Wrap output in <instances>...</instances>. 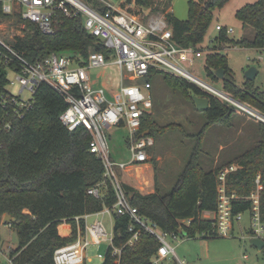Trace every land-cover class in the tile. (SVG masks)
<instances>
[{"label": "trees", "instance_id": "1", "mask_svg": "<svg viewBox=\"0 0 264 264\" xmlns=\"http://www.w3.org/2000/svg\"><path fill=\"white\" fill-rule=\"evenodd\" d=\"M85 1L101 13L107 11L97 0ZM126 1L131 3V0ZM228 2L190 0L188 17L184 21L173 17L171 0H135L134 4L149 10V15H164L177 45L196 48L204 42L212 25L213 12ZM235 18L244 29H253L252 37H241L235 41L229 39L226 30L219 31L213 40L215 47L205 57L206 75L212 81L221 82V93L264 117V92L255 88L251 81L239 87L229 69L228 59L218 52L231 44L244 49H264V0L242 7L235 13ZM54 28L55 34L46 36L34 25L26 23L25 35L17 40L16 49L23 52L31 63L56 52L78 53L84 59L91 52L108 57L109 52L85 31L80 18L67 20L58 15ZM218 70L223 71L222 80L216 76ZM7 74V67L0 65V99L6 93ZM154 77L148 80L159 79L173 93L181 94L193 111L192 96L208 99L209 107L199 114L204 123L193 134L176 123L160 124L152 112L141 119L139 135L148 132L155 141L158 136L178 133L192 140L193 148L168 190L164 191L157 180L154 181V192L145 196L132 187L124 186L132 205L142 217L165 233L182 232L191 239L202 233L211 234V222L204 220L201 214L216 209L218 172L236 164L238 168L225 179L227 195L233 194L238 198L232 203V212H247L251 203L246 198L258 186L264 223V124L255 123L256 139L250 149L236 154L232 160L221 162L215 169L207 170L200 158L204 139L213 127L233 128V114L237 110L184 79L166 73H157ZM34 99L33 107L23 119H15L10 108H0V120L6 117L12 121V127L0 133V227L4 217L10 216L12 221L6 226L16 232L18 239L17 247L9 249L7 254L12 264H54V251L74 242L78 231H83L82 218L94 215L104 207L111 208L115 202L110 186L102 191L100 198L88 194L102 182L104 168L100 160L90 153L89 132L82 127L69 132L61 124L60 114L67 107L63 98L42 84ZM156 99L153 95V106ZM113 219L114 245L121 249L119 264H151L158 248L155 237L140 229L138 241L132 247H124L131 237L129 220L118 216H113ZM184 220H191L190 225L182 226ZM102 264H113V260L108 256Z\"/></svg>", "mask_w": 264, "mask_h": 264}, {"label": "built area", "instance_id": "2", "mask_svg": "<svg viewBox=\"0 0 264 264\" xmlns=\"http://www.w3.org/2000/svg\"><path fill=\"white\" fill-rule=\"evenodd\" d=\"M97 1L106 7L105 13L92 8L83 0H0V65L6 66L8 73L13 75V80L8 81V85L19 89L17 95L6 89L0 99V108H10L15 119H23L25 113L33 107L34 95L39 86H49L67 105L60 114L61 124L69 132L79 127L89 132L90 153L100 160L104 168L102 182L88 194L93 198H100L102 191L110 186L114 195L115 202L111 208L104 207L100 212L82 218L83 231H78L74 242L54 251V264L90 263L88 251H97L102 245H106L107 249L103 254L97 253L96 258L103 263L110 256L113 264H119L121 249L114 245L113 216L129 220L128 232L131 237L124 247H132L138 241L139 230L142 229L154 236L158 243L151 264H185L178 259L169 241L177 240L183 235L182 232L165 233L142 217L129 200L119 174L147 164L150 149L154 145L151 136L139 135L141 119L146 114H152L153 110V80L148 79L155 78L157 73H166L223 98L211 92L210 86L187 71L185 64L192 66L202 51L199 47L184 48L177 45L164 15H134L115 9L104 0ZM58 15L67 20L80 18L85 31L109 52L108 57L91 52L84 59L78 53L56 52L39 62L31 63L15 47L17 40L25 35V24L30 23L43 35L52 36L55 34L54 21ZM216 30L221 31L222 27L216 26ZM226 33L229 35L232 30H226ZM109 66L116 69L119 79L118 84L110 91L107 86L113 81L111 78L90 76L92 70ZM23 94H27V98H21ZM245 108L238 109L264 124V117ZM7 114L8 112L5 116ZM11 127V120L6 117L0 120V133ZM114 130L127 131L125 144L130 155L127 162L117 161L109 149L110 134ZM237 168L235 165L218 172L216 209L211 213L206 212L211 216L208 220L212 226L211 234L202 233L200 237L231 238L234 227L242 223L247 214L249 227L243 231L245 239H260L264 242L258 186L246 198L251 203L249 210L236 214L232 212V203L238 198L233 194L227 195L225 179ZM256 179L258 185L259 177ZM104 217L112 223L110 232L104 225ZM89 219L93 221L89 223ZM190 223L191 220H184L182 226H189ZM1 253L0 250V255Z\"/></svg>", "mask_w": 264, "mask_h": 264}, {"label": "rangeland", "instance_id": "3", "mask_svg": "<svg viewBox=\"0 0 264 264\" xmlns=\"http://www.w3.org/2000/svg\"><path fill=\"white\" fill-rule=\"evenodd\" d=\"M83 1L86 3L85 0ZM104 1L123 12L141 16L143 14L149 15V10L141 9L134 4L135 0H131V3H128L126 0ZM189 1L171 0L170 12L176 20L184 21L187 19V4ZM256 1L229 0L222 9L213 12L212 25L204 38V42L199 47L202 51L201 56L195 58L192 66L188 63L185 64V68L192 76L200 79L212 89L222 92L221 82L212 81L206 75L205 71V57L215 47L213 40L219 33L216 30V26H221L224 30L231 29L232 33L228 35L230 40L238 41L240 36L244 38L252 37L253 29L251 27L244 29L242 23L235 18V13L247 4ZM218 52L228 59V66L233 72L239 87H242L241 84L245 81L244 74L249 68H253L257 74L255 80L252 81L253 86L264 92V49H244L231 44L223 46ZM97 75H102L104 78H111L113 80L108 83L107 88L109 91L113 90L116 84H118L119 79L116 69L113 66L100 70H92L90 72L91 78H95ZM7 80H13L11 73L7 74ZM6 89L13 95H17L19 91L17 86L12 87L8 85ZM153 95L157 99L152 113L156 116L160 124L176 123L182 125L187 133L193 134L204 123L202 116H199L200 113L193 111L189 101L183 98L181 94L173 93L159 79L153 80ZM21 98H27V94H23ZM227 103L230 104L229 102ZM242 115L245 121L246 119L248 120L247 123L260 122L246 113ZM245 127H247V131H250L252 128L250 126ZM211 133H208L204 139L200 156L202 164H204L207 170L215 169L217 165L224 162L225 160L222 159L223 155L240 153L250 149L253 145L252 139L248 140L244 138L245 136L240 135L238 136V140L234 142L230 140L227 149L219 152V155H222L218 158L217 164H215L213 161L217 153L215 146L212 144ZM126 137L127 131L124 130H114L110 134L109 149L111 150L112 156L120 162H127L130 158L128 148L125 144ZM240 147L241 149L238 150ZM192 148L193 141L183 138L178 133H168L164 136H158L155 138L154 145L150 149L147 164L142 165L140 168L120 173L119 179L124 186L134 188L143 196L154 192L155 180L159 182L160 187L164 191L168 190L178 172L184 166V162ZM103 219L107 231L110 232L112 230L110 219L107 217ZM92 221V219H89V223ZM240 227L245 228L243 231L248 229L249 215L245 214ZM239 230V226L236 225L233 232L234 235L231 238L208 239L204 236H197L195 239H186L185 236H180L177 240L169 241L174 247V252H176L178 259L185 264H264V250L253 248L249 244V241L245 239L244 232L242 231L241 233ZM0 238L2 240L0 244V250L2 252L0 255L1 264H12L7 254L9 249H15L18 245L16 232L10 227L2 225L0 227ZM106 249V245H102L97 251L90 249L88 255L91 258V262L87 264H102V260L96 258L97 253L103 254Z\"/></svg>", "mask_w": 264, "mask_h": 264}, {"label": "crops", "instance_id": "4", "mask_svg": "<svg viewBox=\"0 0 264 264\" xmlns=\"http://www.w3.org/2000/svg\"><path fill=\"white\" fill-rule=\"evenodd\" d=\"M241 37L242 36H240L239 39ZM244 80L245 81L241 84V86H243V84L246 82L245 78H244ZM236 84L238 85L237 81H236ZM235 110H237V111H235V113L233 114V117H234L233 128L216 126V127H213L208 132L209 134L212 132L211 133V140H212L213 146H215L216 153H217L216 156H214V161H213V163H215V164H217L218 158L222 155V154L219 155V152L227 149V147L229 146L228 144H230L229 143L230 140H232V142H234V141L239 139L238 136H240V135L245 136L244 137L245 139H248V140L252 139L253 142L256 139V127H254L256 122L247 123L248 120L246 119V121H245L243 118V115H242L243 113L245 114V112L243 110L238 109L237 107H235ZM245 126H250L252 128L250 131H247V129H246L247 127H245ZM233 135L235 138L233 137ZM230 136L232 139L230 138ZM240 149H241V147L238 148V150H240ZM236 154H239V153H236ZM236 154L233 153V154H229V155H223L222 159H224L225 161L232 160ZM201 216L204 220H209L211 218V216H209L208 213H206V212L202 213ZM240 224H238L237 226H239V229H240L239 232L242 233V231L245 228L240 227ZM233 232H234V229H233ZM233 235H234V233H233ZM182 236L184 237V235H182ZM185 238L187 239V237H185Z\"/></svg>", "mask_w": 264, "mask_h": 264}, {"label": "water", "instance_id": "5", "mask_svg": "<svg viewBox=\"0 0 264 264\" xmlns=\"http://www.w3.org/2000/svg\"><path fill=\"white\" fill-rule=\"evenodd\" d=\"M245 75V79L247 82L249 81H254L255 80V77H256V70L253 69V68H249V70L244 74ZM216 76H218V78L220 80L223 79L224 75H223V71L222 70H218L216 71ZM211 92L213 93H216L218 95H220L224 100L228 101L229 103H231L232 105H235L236 107L238 108H242L244 109L245 107L243 105H241L240 103L234 101V100H231L230 98H228L224 93H221L217 90H211ZM193 103H194V106H195V111H197V113H203L205 112L208 107H209V101L208 99L204 98V97H200V96H192L191 97ZM246 109V108H245ZM149 133L146 132L144 133L142 136H146L148 135ZM12 219L10 216H6L4 217V219L2 220V225L6 226L9 222H11ZM249 244L253 247V248H256V249H259V250H262L264 248V242L260 239H252V240H249Z\"/></svg>", "mask_w": 264, "mask_h": 264}]
</instances>
